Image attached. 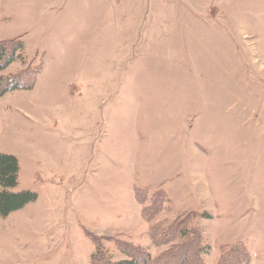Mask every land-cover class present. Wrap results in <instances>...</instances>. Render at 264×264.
<instances>
[{
	"label": "rangeland",
	"instance_id": "rangeland-1",
	"mask_svg": "<svg viewBox=\"0 0 264 264\" xmlns=\"http://www.w3.org/2000/svg\"><path fill=\"white\" fill-rule=\"evenodd\" d=\"M13 37L42 69L0 97V153L37 199L0 216V264H93L88 232L112 260L264 264V0H0Z\"/></svg>",
	"mask_w": 264,
	"mask_h": 264
},
{
	"label": "trees",
	"instance_id": "trees-1",
	"mask_svg": "<svg viewBox=\"0 0 264 264\" xmlns=\"http://www.w3.org/2000/svg\"><path fill=\"white\" fill-rule=\"evenodd\" d=\"M23 43L20 39L13 37L7 39H0V73L7 69L12 63L19 61L21 64H26V67L8 76L0 78V97L8 92L15 90H31L36 82V77L40 73L41 65H31V61H26L24 54L22 53ZM19 165L17 158L11 154L0 153V216L6 217L12 211L21 209L27 203L36 201L37 193L24 190L19 192H13L11 189L14 188L18 183ZM187 218H179L171 227L178 225V237H183L186 232L182 229V224L187 222ZM169 227V226H168ZM164 228L161 225H157L153 228L151 234L153 238L158 235L167 239L172 237L171 229L161 230ZM90 239L97 244L94 253L90 256L91 263L93 264H172V256L177 253L178 261L176 264H204L199 259V250H191V246L182 244L171 251V257L156 261L150 258L148 252L139 247L123 244L122 252L126 255V258H120L112 260L106 257L105 252L99 249L98 239L88 232ZM185 249V250H184ZM250 261V255L245 249L243 244H236L227 247L223 250L220 262L218 264H246Z\"/></svg>",
	"mask_w": 264,
	"mask_h": 264
}]
</instances>
